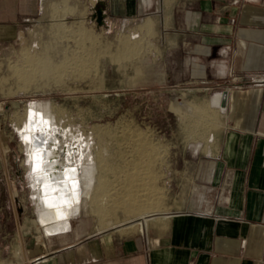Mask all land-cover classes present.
Masks as SVG:
<instances>
[{"label": "rangeland", "instance_id": "obj_1", "mask_svg": "<svg viewBox=\"0 0 264 264\" xmlns=\"http://www.w3.org/2000/svg\"><path fill=\"white\" fill-rule=\"evenodd\" d=\"M97 8L107 12L97 0H52L0 37V264H28L22 239L45 237L18 130L35 102L54 104L79 133L102 132L101 145L112 156L108 188L95 205L82 202L68 232L113 229L109 221L128 226L149 208L123 210V180L134 162H152L155 188L132 191L152 193L160 212L188 207L204 185L206 155L216 149L223 120L210 106L215 90L183 56L157 47L152 23L103 16L97 24ZM143 143L148 150L139 158L133 148ZM102 196L110 197L106 206Z\"/></svg>", "mask_w": 264, "mask_h": 264}, {"label": "crops", "instance_id": "obj_2", "mask_svg": "<svg viewBox=\"0 0 264 264\" xmlns=\"http://www.w3.org/2000/svg\"><path fill=\"white\" fill-rule=\"evenodd\" d=\"M51 1L0 0V37ZM97 1L104 21H149L157 47L198 69L221 131L188 207L150 212L141 228L32 234L28 264H264V0ZM220 94L224 106L211 103Z\"/></svg>", "mask_w": 264, "mask_h": 264}, {"label": "bare ground", "instance_id": "obj_3", "mask_svg": "<svg viewBox=\"0 0 264 264\" xmlns=\"http://www.w3.org/2000/svg\"><path fill=\"white\" fill-rule=\"evenodd\" d=\"M211 103L222 106L223 95H216ZM29 109L30 112L24 115V126H20L18 130L24 141L29 183L38 214L37 222L46 234L65 231L70 228L71 219L80 213L82 202L86 201L90 206L95 205L98 194L108 188V173L112 170L109 163L112 156L101 145L105 140L102 132L83 134L68 127L63 119V111L54 104L35 102ZM135 133L137 137L142 136L139 132ZM146 147L143 143L134 147L133 151L142 158L148 150ZM148 160L132 163L131 171L127 172L123 180L127 193L120 199L127 200L123 210L133 211L149 207L141 211L136 221L130 222L128 226L136 225L141 228L146 214L155 211L153 207L156 203L152 193L137 196L132 191L133 187L150 191L155 188V182L148 172L152 162ZM109 198L102 196L101 204L106 206ZM108 224L116 226L113 221Z\"/></svg>", "mask_w": 264, "mask_h": 264}, {"label": "water", "instance_id": "obj_4", "mask_svg": "<svg viewBox=\"0 0 264 264\" xmlns=\"http://www.w3.org/2000/svg\"><path fill=\"white\" fill-rule=\"evenodd\" d=\"M94 17H95V20H96L97 24H101L103 22V12H102V9L101 8H97L96 9V12L94 14ZM46 156H47V154H46Z\"/></svg>", "mask_w": 264, "mask_h": 264}, {"label": "snow or ice", "instance_id": "obj_5", "mask_svg": "<svg viewBox=\"0 0 264 264\" xmlns=\"http://www.w3.org/2000/svg\"><path fill=\"white\" fill-rule=\"evenodd\" d=\"M31 115H32V114L30 113V118H31ZM32 123H34V122H32ZM47 163H48V162L46 161L45 164L47 165ZM73 171H74V170H73Z\"/></svg>", "mask_w": 264, "mask_h": 264}, {"label": "built area", "instance_id": "obj_6", "mask_svg": "<svg viewBox=\"0 0 264 264\" xmlns=\"http://www.w3.org/2000/svg\"><path fill=\"white\" fill-rule=\"evenodd\" d=\"M223 106H224V103H223Z\"/></svg>", "mask_w": 264, "mask_h": 264}]
</instances>
